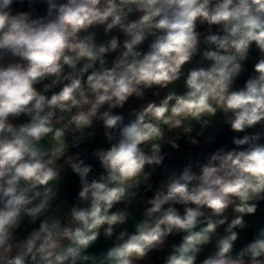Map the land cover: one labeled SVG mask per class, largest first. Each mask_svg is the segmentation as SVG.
<instances>
[{
    "label": "clouds",
    "instance_id": "1",
    "mask_svg": "<svg viewBox=\"0 0 264 264\" xmlns=\"http://www.w3.org/2000/svg\"><path fill=\"white\" fill-rule=\"evenodd\" d=\"M262 206L264 0H0V264H264Z\"/></svg>",
    "mask_w": 264,
    "mask_h": 264
},
{
    "label": "trees",
    "instance_id": "2",
    "mask_svg": "<svg viewBox=\"0 0 264 264\" xmlns=\"http://www.w3.org/2000/svg\"><path fill=\"white\" fill-rule=\"evenodd\" d=\"M229 133L227 132V130H225V134H224V136L221 138V143H224V142H226L227 140H228V138H229Z\"/></svg>",
    "mask_w": 264,
    "mask_h": 264
},
{
    "label": "crops",
    "instance_id": "3",
    "mask_svg": "<svg viewBox=\"0 0 264 264\" xmlns=\"http://www.w3.org/2000/svg\"><path fill=\"white\" fill-rule=\"evenodd\" d=\"M261 215H264V206H262Z\"/></svg>",
    "mask_w": 264,
    "mask_h": 264
}]
</instances>
